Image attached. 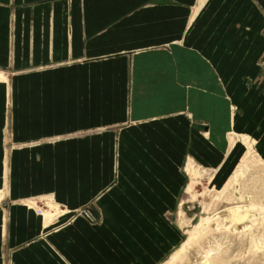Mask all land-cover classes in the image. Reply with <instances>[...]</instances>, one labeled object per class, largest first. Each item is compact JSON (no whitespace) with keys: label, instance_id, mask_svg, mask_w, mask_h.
<instances>
[{"label":"crops","instance_id":"obj_1","mask_svg":"<svg viewBox=\"0 0 264 264\" xmlns=\"http://www.w3.org/2000/svg\"><path fill=\"white\" fill-rule=\"evenodd\" d=\"M0 69V264H157L187 160L264 159V0H0Z\"/></svg>","mask_w":264,"mask_h":264},{"label":"rangeland","instance_id":"obj_2","mask_svg":"<svg viewBox=\"0 0 264 264\" xmlns=\"http://www.w3.org/2000/svg\"><path fill=\"white\" fill-rule=\"evenodd\" d=\"M1 71L6 79L0 80L10 79V84L18 77L17 71L12 69ZM5 93V132L6 139L11 141L15 119L14 92L6 89ZM245 144L241 143L243 149L238 150L234 164L230 166L228 161L211 167L187 160V164L192 162L196 169L191 166L186 169L185 165L186 181L178 193L177 213L170 216L182 229L183 239L157 264H264V159L249 140L246 139ZM245 157L248 158L246 161ZM182 201L187 202L186 209L179 206ZM86 211L90 213L89 218L94 219L95 211ZM243 214L246 215L244 219ZM202 219L204 227L199 235L169 262Z\"/></svg>","mask_w":264,"mask_h":264},{"label":"bare ground","instance_id":"obj_3","mask_svg":"<svg viewBox=\"0 0 264 264\" xmlns=\"http://www.w3.org/2000/svg\"><path fill=\"white\" fill-rule=\"evenodd\" d=\"M0 76H1V73H0ZM246 159H248V158H246L245 157V161H246ZM228 187H230V186H228ZM53 209H57V207L55 206V205H51L50 206V209H47V210H44L43 211V215H44V217L46 218V219H50L51 217H52V210ZM242 211V210H241ZM240 215V214H239ZM244 215L245 214H243V219H244ZM246 216V215H245ZM239 217V216H238ZM240 217H241V215H240ZM239 217V218H240ZM239 220V219H238ZM203 227H204V219H202L201 220V222H199L198 224H196L195 226H194V230H192L191 231V233H190V235H189V238L186 240V242H184L182 245H181V247H179L173 254H172V257H171V259L169 260V262H171V261H173L174 259H176V257H178V255L181 253V252H183L185 249H187V246H188V244L190 243V241H192L194 238H196L198 235H199V233L202 231V229H203Z\"/></svg>","mask_w":264,"mask_h":264},{"label":"built area","instance_id":"obj_4","mask_svg":"<svg viewBox=\"0 0 264 264\" xmlns=\"http://www.w3.org/2000/svg\"><path fill=\"white\" fill-rule=\"evenodd\" d=\"M85 214H86L88 217H90V213H89V212L86 211Z\"/></svg>","mask_w":264,"mask_h":264},{"label":"water","instance_id":"obj_5","mask_svg":"<svg viewBox=\"0 0 264 264\" xmlns=\"http://www.w3.org/2000/svg\"><path fill=\"white\" fill-rule=\"evenodd\" d=\"M185 207H186V205L184 206V209H186ZM199 208H200V207H199ZM186 211H187V210H186ZM188 211H189V210H188ZM199 211H200V209H199Z\"/></svg>","mask_w":264,"mask_h":264}]
</instances>
